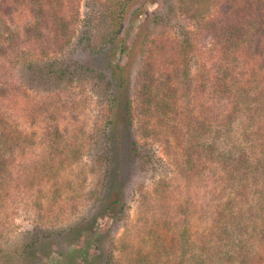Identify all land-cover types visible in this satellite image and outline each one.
<instances>
[{
  "label": "trees",
  "instance_id": "trees-1",
  "mask_svg": "<svg viewBox=\"0 0 264 264\" xmlns=\"http://www.w3.org/2000/svg\"><path fill=\"white\" fill-rule=\"evenodd\" d=\"M88 1L97 22H88L80 35V19L69 15L67 0H16L28 5L33 19L20 30L5 20L11 13L4 5L8 0L0 4V63L6 67L0 71V264H44L53 254L69 264H121L112 231L126 217L129 174L159 170L153 149L135 138L137 116L144 140L163 138L168 149L182 154L194 177L210 168L218 183L213 191L218 205L204 233L197 238L189 219L182 223L172 248L177 264H264V0L247 5L254 11L250 27L245 9L236 7L238 0L228 1L231 15L221 25L206 17L210 0H181L197 29L210 31L225 54L207 80H212V96L231 106L211 118L203 117L194 101L198 48L192 33L184 31L172 47L146 41L142 32L133 34L137 17L147 16V30L163 15L143 11L163 0ZM255 36L261 73L253 71L245 79L243 61ZM74 83L90 89L99 112L85 141L78 138L81 143L68 142L69 130L58 119L36 137L5 108L4 99L21 95L22 86L52 92ZM38 144L49 145L55 155L42 161L36 173L28 170L24 182L29 186L51 181L68 162L87 159L96 182L83 198L81 215L65 226L46 225L55 204L51 199L37 204L38 225L32 230L18 237L2 234L10 201L22 186V159ZM100 219L112 222L97 230ZM162 239H155V255L139 253L132 264H159L160 254L170 249Z\"/></svg>",
  "mask_w": 264,
  "mask_h": 264
},
{
  "label": "rangeland",
  "instance_id": "rangeland-1",
  "mask_svg": "<svg viewBox=\"0 0 264 264\" xmlns=\"http://www.w3.org/2000/svg\"><path fill=\"white\" fill-rule=\"evenodd\" d=\"M67 1L69 15L80 19L77 27L78 35L85 27L89 26L87 23H90L92 19L95 23L97 22V18L92 16L93 8L91 7L93 4L90 1ZM228 1L210 0L206 17L221 25L231 15L232 9ZM2 2L3 0H0V4ZM250 3V0H238L236 3V7L245 9L243 15H245L246 24L254 15V11L248 10L249 6L247 5ZM4 5L11 8V13L5 17V20L19 30L33 20L27 4L21 6L16 4V0H8ZM182 7L181 0H163L156 4L147 5L146 8H143L144 12L149 9L157 12L159 16L163 15L159 19H153V23L148 25L147 30L143 29L147 16L137 17L134 20L133 34L142 32V39L150 40L156 45L164 43L172 47L180 41L184 31L192 33V37L196 38L194 41L198 48L193 57V62H195L194 73L196 74V78L194 77L196 81L195 90L198 88V92L196 91V95L194 94V101L197 104V111L201 112L203 117L211 118L212 115L220 114L231 106L229 102V104L218 102L211 92L212 80L210 79L216 75L218 65L224 59L225 54L216 44L217 39L212 36V33L210 31L200 32L197 29L196 20L190 17L189 12H184ZM247 27H250V24ZM251 32L253 33V30ZM253 39V44L246 51L247 59L243 61L244 66L242 68L246 71L245 79H250L253 71L261 73L257 67L259 59L257 46H260V39L259 36H255ZM137 55L141 56L140 52H137ZM139 56H136L135 60L138 61ZM136 62L133 74L138 68ZM10 66L12 67V65ZM4 69L6 70V67H1L0 63V71ZM208 78L210 79L207 80ZM24 80L22 79L26 83ZM19 82L17 81L15 85ZM0 83H3L2 77H0ZM10 83L11 81H9V85H11ZM133 83H136L135 76ZM199 90L202 92L199 93ZM19 95L14 98L10 97V99L5 98V108L16 120L26 125L30 133H35L36 137L45 135L46 129L52 127L55 124V119H58L62 127L69 130L68 142L74 145L76 141L80 142L78 138L85 141L92 122L99 118L96 96L90 89H86L79 83L64 84L62 88L52 92L22 86L21 95ZM201 105H205V107H201ZM138 120L137 116L134 125L135 138L139 139L141 144L147 148L150 146L153 149L154 159L158 162L159 170L156 174L138 170L130 172L126 187V217L122 224L115 225L113 228L114 246L117 245L119 249L117 257L120 263L132 264V261L135 263L138 260L137 255L139 253L152 252L155 255L156 250L152 248L153 244L157 236L162 235L165 239L162 240L170 249L168 253L163 251L160 256L158 255L159 264H177V256L172 253V248L178 240V232L182 223L189 219L193 230L198 233L197 238L204 233L207 223L211 221L212 211L218 205V200L213 194L218 183L214 182V174L210 168L203 170L204 173L201 178L194 177L193 173L183 165L182 154L176 152L173 147L168 149L163 138L144 140L141 135L143 126ZM40 140L41 138L38 139V141ZM32 149L29 150L28 156L22 159V162H26L20 168L21 170L19 169L22 176V186L13 195V200L10 201L2 234L11 232L18 237L26 230H32L38 225L35 221L37 204L50 202L51 199L55 204L52 207V212L46 215V217L48 216L46 225L65 226L81 215L85 202L83 198L88 188L96 182L94 177L89 176L91 163L87 159L81 163L68 162L63 171L60 172L61 174L53 176L51 181H40L34 186H29L28 182H24L28 170L36 173L37 167H40L42 161L55 155L54 150L50 149L49 145L38 144ZM66 149L70 150L71 147H66ZM111 222V219H100L97 230ZM167 224L170 227L169 225L167 227ZM69 263V259L53 254L44 264Z\"/></svg>",
  "mask_w": 264,
  "mask_h": 264
}]
</instances>
